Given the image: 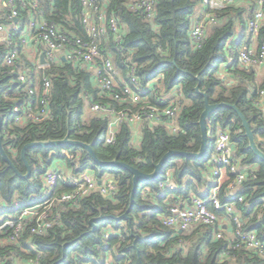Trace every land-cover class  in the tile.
<instances>
[{"label":"trees","instance_id":"trees-1","mask_svg":"<svg viewBox=\"0 0 264 264\" xmlns=\"http://www.w3.org/2000/svg\"><path fill=\"white\" fill-rule=\"evenodd\" d=\"M41 8L48 19L60 21L79 35H84L79 20L82 14L79 0H45L41 2ZM197 9V0H157L153 21H145L127 8L125 0H106L107 15H116L127 28L122 45L133 52L131 60L142 86L155 79L154 86L163 96L180 86L186 101L177 116L179 133H170L165 123L144 121L140 126L138 147L133 146L132 130L126 121L116 127L115 142L106 144L108 119L97 115L83 119L86 110L84 94H88L93 101H105L98 98V91L93 87L91 73L86 66L75 67L63 61L45 73L51 79L47 104L50 117L14 126L10 129V137L6 138L2 131L11 121L13 106L21 102L15 98L14 73L2 67L6 47L0 41L2 145L19 172H26L21 157V148L26 143L60 140L68 131L72 139L92 144L99 159L109 161L116 158L144 173L152 172L168 150L196 152L201 143L198 120L204 109L203 97L195 91L198 84L199 89L207 93L210 103L236 104L249 122L256 140H262L264 145V116L252 102L258 98L259 90L264 89V74L258 81L255 68L242 66L238 60L227 65L223 50L235 37L238 25L243 32L236 45L245 39L246 11L234 4L216 10L218 24L208 29L205 41L199 47L193 48L190 29ZM69 14L73 17L71 23L64 20V16ZM260 37L264 38V26ZM38 49L41 51L42 46ZM101 51L111 53L116 66L126 77L120 52L109 36ZM20 60L26 63L30 74L36 76L35 65L24 54H21ZM222 70L231 75L232 83L222 81ZM143 96L153 100L150 91ZM108 102L117 109L137 110L129 104ZM33 105L36 106V101ZM207 126L209 140L204 157H171L156 180L138 183L129 212L131 225L127 220L110 218L97 221L94 230L89 224L93 217L120 215L128 208L132 175L127 170L99 167L83 149L76 146L31 148L26 152L31 175L22 179L0 156V224L7 216L16 217L23 208L71 191L72 187L65 182H59L49 194H46L44 186L43 175L54 160L62 159L73 167L72 161L63 158V152L72 154L79 163L76 171L88 170L100 177L111 174L116 177L117 184L116 193L110 197L94 191L74 202L53 203L50 208L53 224L42 233L31 232L34 221L26 222L13 240H10L13 228L6 227L0 231V264H105L107 259L113 264H264V258L244 248L227 251L229 244L235 242L234 238L230 234L215 238L213 227L197 225L179 232L162 224V218L169 213V209L179 204L175 196H181L183 203L192 196L207 197L210 190L206 178L208 160L214 146L215 131L222 128L231 133L234 156L241 167L256 166L236 190L245 196V200L236 205L235 212L242 218L244 230L254 231L264 242V162L249 149L248 140L241 130V121L233 109L222 107L215 110L208 118ZM225 188L226 183L219 193L222 202L229 194ZM17 200L19 204L15 206ZM106 230L110 231L108 240ZM132 233L138 235L135 245ZM225 251L230 255L225 256Z\"/></svg>","mask_w":264,"mask_h":264},{"label":"built area","instance_id":"built-area-1","mask_svg":"<svg viewBox=\"0 0 264 264\" xmlns=\"http://www.w3.org/2000/svg\"><path fill=\"white\" fill-rule=\"evenodd\" d=\"M43 1L45 0H0V41L6 47L2 67L14 73L15 98L21 102L13 106L11 121L2 131L6 138L10 137V129L14 126L50 117L47 104L51 93V79L45 73L61 61L70 62L75 67L86 66L87 71L91 73L93 87L98 91L97 96L105 102L93 101L88 94L83 95V100L86 109L92 115L108 119L106 144L115 142L116 127L123 121H126L131 129L145 121L151 124L165 123L172 134L180 132L177 116L186 105L180 86L174 87L167 96H163L162 92L155 88V79L142 86L136 73V66L131 60L133 52L122 45L127 28L116 15H107L106 0H79L82 9L79 20L83 36L60 21L48 19L41 8ZM156 2L157 0H125V5L143 20L153 21ZM197 2L198 9L190 29L193 48L199 47L205 41L208 29L218 24L215 11L234 4L246 11V37L237 46L240 35L236 33L232 41L225 45L223 50L227 59L226 64L238 60L242 66L256 68L264 63V38L260 37V30L264 26V0H197ZM72 19L70 14L64 16V20L69 23ZM108 36L117 45L120 60L126 67V77H123L121 69L116 66L111 53L104 54L101 51ZM29 44L42 46L35 62L36 76L31 75L26 63L20 61L23 50L29 47ZM41 53L43 62L39 61ZM225 74L223 70L220 73L223 82L226 80ZM148 91L151 92L152 101L143 96ZM258 95L252 102L264 116V89L259 90ZM108 100L118 105H132L137 107V110L117 109L108 105ZM35 101L36 106L33 105ZM214 137V146L208 160L209 174L214 180L211 182L207 197L193 196L188 207L179 204L172 206L169 213L162 218V224L180 232L188 231L197 225L213 227L215 238L220 239L226 234L221 227V219L227 218L232 225L230 235L235 240L229 244L227 251L244 248L247 252L264 258V242L254 231L244 230V222L235 212L236 205L245 200V196L238 194L236 190L255 170L252 166H244L243 170H239V160L234 156L231 133L227 129L218 128ZM62 155L63 158L72 161V170L76 171L80 167L72 154L63 152ZM76 172L69 175L58 165L49 167L43 175L46 194L54 191L59 182L69 184L72 187L71 191L52 199L45 198L40 204L23 208L16 217H5L0 224V231L6 227L13 228V234L10 236V240H13L21 233L26 222L34 221L35 225L31 232L42 233L53 224L50 220V208L53 203L74 202L94 191L110 197L117 191L114 175L105 174L100 177L88 170ZM167 175L170 176L169 173ZM222 176L226 178L225 189L229 191L223 202L219 198L223 186ZM18 204L19 201H15V206ZM214 210L222 213H216ZM109 234L110 231L106 230L107 240ZM227 251L224 252L225 256L230 255ZM105 264L113 263L107 260Z\"/></svg>","mask_w":264,"mask_h":264},{"label":"water","instance_id":"water-1","mask_svg":"<svg viewBox=\"0 0 264 264\" xmlns=\"http://www.w3.org/2000/svg\"><path fill=\"white\" fill-rule=\"evenodd\" d=\"M39 61L43 62V54L41 53L39 56ZM195 91L198 95L203 97L204 101V109L200 114L199 120H198V125L200 128V136H201V143L198 151L196 152H189V151H177V150H168L158 161L157 164L154 166V170L150 173H144L138 168L134 167L133 165H130L128 163L119 161L118 159H113V160H101L97 157L95 154V151L93 149L92 144L72 139L70 137V132L68 131L67 134L63 139L60 140H39V141H33L26 143L22 148H21V157L23 158L25 167H26V172L22 174L19 172V170L14 166L12 163L11 159L7 155L3 145H2V137H1V131H2V124L3 120L0 116V156L1 158L8 164L10 168L14 170L17 176H19L22 179H27L31 175V167L28 164L26 160V152L28 149L31 148H51V147H59V146H76L81 149H83L87 155L90 157V159L99 167H116V168H121L124 170H127L128 172L131 173L132 175V188H131V193H130V201H129V206L128 208L120 215H101L98 217H93L89 220V224L92 228V230L95 229L96 227V222L99 220H104V219H114V220H127L129 225H131V218L129 216V212L131 210V207L134 202V196L136 194V190L138 187V183L143 181V182H150L153 180H156L163 169V166L167 162V160L171 157L177 156V157H185V158H202L206 155L207 153V145H208V140H209V131H208V126H207V120L210 117V115L217 109L222 108V107H228L233 109L236 114L238 115L240 121H241V127L242 131L244 132L245 137L248 140V147L251 150V152L254 154L256 158L264 162V145L262 140H256L254 136V132L243 115V113L238 109L236 104H230L227 102H218V103H210L208 99V95L205 91H201L199 89V84L195 87ZM98 184H100V180L98 181ZM180 232V231H179ZM134 241L133 245L136 243V239L138 238V235H134Z\"/></svg>","mask_w":264,"mask_h":264},{"label":"crops","instance_id":"crops-1","mask_svg":"<svg viewBox=\"0 0 264 264\" xmlns=\"http://www.w3.org/2000/svg\"><path fill=\"white\" fill-rule=\"evenodd\" d=\"M0 38H1V35H0ZM38 48H39L38 45L35 46V45H32V44H29V47L25 48L23 50L22 54H24L26 56V59L28 61H30L31 58L36 59L37 56H38V53L40 52ZM29 49L32 50V52H33L32 56L28 53ZM225 73H226L225 74L226 78L229 79L228 82L232 83L233 80L231 79V75H229L227 72H225ZM140 126H141V124H137L131 129L132 130V136H133L132 139H133V146L134 147H138V145L140 143ZM56 165H58L60 168H63V171H65V173H67L69 175L72 174V173L73 174L77 173L76 171L72 170L71 167L68 166L66 161H63L62 159L61 160H59V159L54 160L50 167H53V166H56ZM252 168H254V170H255L256 166H252ZM243 169H244L243 166L241 167L240 162H239V170H243ZM206 178H207V186L210 187L211 186V182L214 180V178H211V176L209 174V171L206 174ZM221 180H222L223 184L226 183L225 182V180H226L225 176H222ZM192 197H190L187 202L183 203V202H181V199H182L181 196H175L177 203H179V205H181L183 207H188L189 206V202H190V199ZM221 221H222V224H221L222 229L225 230L226 234H230L232 232V225H231L230 221L227 220V218H222Z\"/></svg>","mask_w":264,"mask_h":264},{"label":"rangeland","instance_id":"rangeland-1","mask_svg":"<svg viewBox=\"0 0 264 264\" xmlns=\"http://www.w3.org/2000/svg\"><path fill=\"white\" fill-rule=\"evenodd\" d=\"M236 32H237L239 35L242 34L243 29H242L241 25H238V26H237ZM28 53H29L31 56H32V54H33L32 50H30V49L28 50ZM224 55H225V53H224ZM20 61H21V60H20ZM21 62H24V61H21ZM30 62H32L33 65H35L36 59L31 58V59H30ZM214 64H215V62H213V66H214ZM28 70H29V72H30V69H29V68H28ZM255 70H256L257 80L259 81L260 77L264 74V63H262L261 65H259L258 67H256ZM34 72H35V71H34ZM228 80H229V79L226 78V80L224 81V83H225V84H228V83H229ZM91 115H92V113H91L88 109H86L85 112H84L83 119H88V117H90ZM107 260H109V259H107Z\"/></svg>","mask_w":264,"mask_h":264}]
</instances>
